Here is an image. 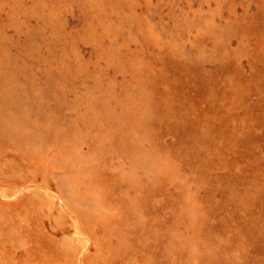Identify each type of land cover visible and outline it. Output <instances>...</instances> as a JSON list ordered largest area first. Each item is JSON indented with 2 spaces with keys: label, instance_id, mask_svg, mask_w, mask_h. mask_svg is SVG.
I'll return each instance as SVG.
<instances>
[{
  "label": "rangeland",
  "instance_id": "rangeland-1",
  "mask_svg": "<svg viewBox=\"0 0 264 264\" xmlns=\"http://www.w3.org/2000/svg\"><path fill=\"white\" fill-rule=\"evenodd\" d=\"M0 264H264V0H0Z\"/></svg>",
  "mask_w": 264,
  "mask_h": 264
},
{
  "label": "bare ground",
  "instance_id": "bare-ground-1",
  "mask_svg": "<svg viewBox=\"0 0 264 264\" xmlns=\"http://www.w3.org/2000/svg\"><path fill=\"white\" fill-rule=\"evenodd\" d=\"M144 91V90H143Z\"/></svg>",
  "mask_w": 264,
  "mask_h": 264
}]
</instances>
